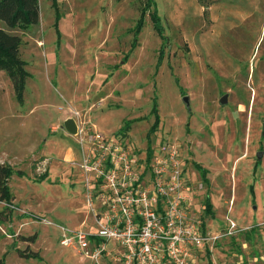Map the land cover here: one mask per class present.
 I'll list each match as a JSON object with an SVG mask.
<instances>
[{
  "label": "rangeland",
  "instance_id": "374dc122",
  "mask_svg": "<svg viewBox=\"0 0 264 264\" xmlns=\"http://www.w3.org/2000/svg\"><path fill=\"white\" fill-rule=\"evenodd\" d=\"M155 1L168 41L161 58L148 15L134 36L143 0H38L37 24L0 22L20 37L30 74L20 104L0 70V163L15 171L10 202L0 199L5 264H91L60 244L61 228L92 226L80 143L121 135L146 154L155 96L151 148L166 138L180 145L209 236L194 264H264V0ZM68 118L78 134L64 129Z\"/></svg>",
  "mask_w": 264,
  "mask_h": 264
},
{
  "label": "built area",
  "instance_id": "2783aa9c",
  "mask_svg": "<svg viewBox=\"0 0 264 264\" xmlns=\"http://www.w3.org/2000/svg\"><path fill=\"white\" fill-rule=\"evenodd\" d=\"M80 144L92 226L61 228L60 244L91 264H194L209 236L196 214L197 188L181 170L180 145L166 138L148 158L121 135L95 133Z\"/></svg>",
  "mask_w": 264,
  "mask_h": 264
},
{
  "label": "trees",
  "instance_id": "16d2710c",
  "mask_svg": "<svg viewBox=\"0 0 264 264\" xmlns=\"http://www.w3.org/2000/svg\"><path fill=\"white\" fill-rule=\"evenodd\" d=\"M55 1V0H53ZM148 15L152 21L154 30L160 36L162 42L160 47V58L164 52V48L168 43L166 35H164V27L161 22V18L158 15L156 1L155 0H143V5L140 10V17L136 22L134 28V36L138 34L142 28L145 16ZM39 21V4L38 0H0V22H3L9 29H22L25 30L31 25L37 24ZM21 39L18 35L7 32L0 27V70L3 71L12 83L13 93L16 101L20 104L23 103V95L25 82L30 74L26 70L27 63L21 59L19 54V48ZM135 44V39H134ZM184 92H181L183 94ZM156 96L153 98V106L151 113L154 114V122L146 133V151L149 158L152 153L151 148V136L157 130L160 120L158 116ZM138 119H128L123 122V125L119 128L118 133H125L130 125ZM195 168L199 171L202 180L208 183L206 178L207 169L203 168L199 163H194ZM15 171L10 165L0 163V199L10 202L11 193L8 188V178ZM19 174L21 172H18ZM17 173V174H18ZM206 206V212L211 213V204L209 198L204 199ZM24 217H35L30 213L23 214ZM204 225V224H203ZM21 253V252H20ZM37 254L36 252L28 253ZM0 264H5L4 258H0Z\"/></svg>",
  "mask_w": 264,
  "mask_h": 264
},
{
  "label": "water",
  "instance_id": "95a60500",
  "mask_svg": "<svg viewBox=\"0 0 264 264\" xmlns=\"http://www.w3.org/2000/svg\"><path fill=\"white\" fill-rule=\"evenodd\" d=\"M185 107L187 109H190V102H189V97L187 95H183L181 97ZM221 102H223V99L221 100ZM63 127L66 130V132H68L70 135L75 134L76 132V123L72 118H68L66 120H64L63 122ZM262 134L264 135V126H263V130H262ZM262 152L257 153V157H261Z\"/></svg>",
  "mask_w": 264,
  "mask_h": 264
}]
</instances>
